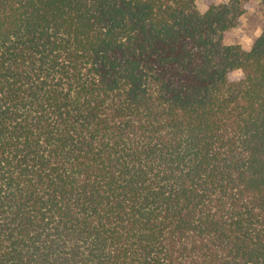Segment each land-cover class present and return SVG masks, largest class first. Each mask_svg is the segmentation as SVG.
<instances>
[{"label": "trees", "instance_id": "1", "mask_svg": "<svg viewBox=\"0 0 264 264\" xmlns=\"http://www.w3.org/2000/svg\"><path fill=\"white\" fill-rule=\"evenodd\" d=\"M256 1L0 0V264H264Z\"/></svg>", "mask_w": 264, "mask_h": 264}, {"label": "rangeland", "instance_id": "2", "mask_svg": "<svg viewBox=\"0 0 264 264\" xmlns=\"http://www.w3.org/2000/svg\"><path fill=\"white\" fill-rule=\"evenodd\" d=\"M215 4H227L228 0H214ZM199 10L204 12L207 9L206 0H197ZM264 31V5L256 1L251 7L242 13L232 28L228 45H241L244 50H250L255 40ZM235 75H239L236 73Z\"/></svg>", "mask_w": 264, "mask_h": 264}]
</instances>
